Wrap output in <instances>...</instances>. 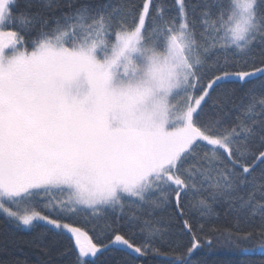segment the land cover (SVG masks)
Returning <instances> with one entry per match:
<instances>
[{"label":"snow or ice","instance_id":"1","mask_svg":"<svg viewBox=\"0 0 264 264\" xmlns=\"http://www.w3.org/2000/svg\"><path fill=\"white\" fill-rule=\"evenodd\" d=\"M0 215V264L264 252V0H0Z\"/></svg>","mask_w":264,"mask_h":264},{"label":"trees","instance_id":"2","mask_svg":"<svg viewBox=\"0 0 264 264\" xmlns=\"http://www.w3.org/2000/svg\"><path fill=\"white\" fill-rule=\"evenodd\" d=\"M140 0H111V3L119 7L122 4H130V3H139ZM158 2V0H157ZM191 2H195V0H191ZM165 3L168 5H172L174 3V0H165ZM23 4V0H21V5ZM217 211H220L219 208H217ZM4 217L0 215V238H2V233L4 232L5 225L3 223ZM93 224L96 225L97 228H100L103 226L102 221H89L84 219L83 217H80L77 219V223L75 226L81 227L83 230L87 231L89 235L94 236L95 233L92 231ZM11 230V226H8ZM15 238L22 241H27L31 239V236L34 234L33 232L29 230H13ZM187 239V238H185ZM22 247L24 249V253L27 254V258L29 261V264H33V262L36 259V250L31 248L29 245L22 244ZM248 247L252 248L251 251H241V250H235V251H227L223 248H218L215 252L208 254V260L210 264H214V262H220L222 261L223 264H245L246 260H254V261H260L264 260V252L260 250L258 247V244L254 243L253 245H249ZM164 251H168V249H163ZM20 259H24V256L21 255L19 257ZM67 258H64L60 261V264H66ZM147 264V262H146ZM151 264H167V260H165L162 257H152L151 258Z\"/></svg>","mask_w":264,"mask_h":264}]
</instances>
